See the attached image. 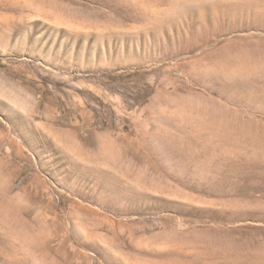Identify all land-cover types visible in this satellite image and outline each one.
I'll list each match as a JSON object with an SVG mask.
<instances>
[{
	"label": "rangeland",
	"instance_id": "374dc122",
	"mask_svg": "<svg viewBox=\"0 0 264 264\" xmlns=\"http://www.w3.org/2000/svg\"><path fill=\"white\" fill-rule=\"evenodd\" d=\"M0 264H264V0H0Z\"/></svg>",
	"mask_w": 264,
	"mask_h": 264
}]
</instances>
